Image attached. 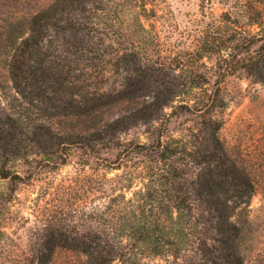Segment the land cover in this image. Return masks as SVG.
<instances>
[{"label":"rangeland","instance_id":"1","mask_svg":"<svg viewBox=\"0 0 264 264\" xmlns=\"http://www.w3.org/2000/svg\"><path fill=\"white\" fill-rule=\"evenodd\" d=\"M49 1L0 0L3 8L0 20L10 18L6 6L11 7V16L16 10L26 18ZM260 2L264 4V0ZM102 3L101 20L107 26L114 24L110 32L112 49H118L120 55L129 50L136 53L138 84L152 88L164 81L163 84L186 87L183 94L174 97L164 108L159 132L165 139H175L174 144L178 143L183 150L176 157L186 163L189 177L197 178L204 171L205 166L199 161L212 158L216 139L226 154L249 173L253 191L245 196L246 201L231 203L232 219L242 229L243 264H264V80H255L240 69L241 63L237 64L236 58L248 57L245 45L236 57L235 39L227 40L234 32V20L238 19L242 0H104ZM237 29L243 33H237L236 38L245 36L243 29L239 26ZM220 40L226 46L211 47ZM113 69L109 68L105 86L114 87L120 81ZM154 94L152 91L150 96ZM148 97L143 95L135 100L143 102ZM136 103L119 101L106 109L113 116L128 111ZM25 107L7 76L6 59L0 57V110L29 114ZM54 121L60 131L67 130L73 122L63 117ZM154 129L134 126L122 134V141H151L158 132ZM0 134L6 136V132ZM48 143L23 141L20 149L15 150L17 155H11L12 147L0 141V172H9L7 178L0 177V264L37 262L46 253L43 245L50 239V227L60 223L80 231L118 229L125 224L115 206V212H110L113 217L106 211L107 205L119 203L112 198L122 188L116 175L121 169L113 167L119 163L116 155L123 145L103 146L99 152H90L85 147L66 148ZM206 147L208 152L204 150ZM209 164L213 167L215 162ZM127 184L121 207L129 204L127 199L142 186V181L134 179ZM93 210L103 212L101 216L108 219L89 217ZM205 217V212L200 216L195 211L191 214L192 222H186L180 263L200 261L204 258L200 247L205 244L211 247L212 232L207 230L206 223H199ZM163 222L167 233V217ZM130 252L131 256L123 263L115 260L114 264H176L174 256H167V246L157 256L139 245ZM49 258L50 264H82L81 255L59 248Z\"/></svg>","mask_w":264,"mask_h":264},{"label":"trees","instance_id":"2","mask_svg":"<svg viewBox=\"0 0 264 264\" xmlns=\"http://www.w3.org/2000/svg\"><path fill=\"white\" fill-rule=\"evenodd\" d=\"M103 1L50 0L26 18L16 10L11 16V7L6 6L10 18L0 20V57L6 59L12 88L30 112L14 114L0 110V131L6 132V136L0 134V141L12 147L11 155H17L15 150L23 141L48 143L50 139L53 145L80 146L90 152H99L103 146L123 145L116 155L119 163L113 167L121 169L116 175L122 188L112 198L119 203L107 205L106 211L109 215L114 213L115 206L125 224L118 229L85 231L69 229L61 223L50 227V239L43 245L45 255L27 264H50L49 257L58 248L81 255L82 264H114L115 260L123 263L138 245L155 256L161 255L167 246V256H174L176 264H185L178 258L187 235L186 222L195 211L200 216L206 213L204 222L200 219L199 223L207 224L213 242L211 247L201 246L204 258L191 264H243L242 229L232 219L231 203L246 201L245 196L253 191L249 173L226 154L216 139L212 158L198 160L206 170L197 178L189 177L186 163L176 157L183 150L178 143L174 144L175 139H165L159 132L164 108L186 87L163 84L164 81L152 88L138 84L135 51L120 55L118 49H112L110 32L114 24L107 26L100 18ZM260 3L242 0L234 32L227 39H235L236 57L245 45L248 57L236 58V62L255 80H264V4ZM2 9L0 5V12ZM238 26L246 32L242 38H236L241 32ZM225 43L220 40L211 47L220 49ZM108 65L119 74L117 86H105L111 71ZM148 91L156 94L151 97ZM143 95L151 99L135 100ZM125 100L136 101L137 105L110 116L106 107ZM60 117L73 120L67 130L56 127L54 119ZM137 125L153 127L158 132L151 141H122V134ZM204 150L209 151L207 147ZM211 161L215 162L213 167ZM8 176L7 170H1L0 177ZM134 179L141 180L142 186L127 199L129 204L121 207L127 183ZM89 214L95 220L107 218L99 211Z\"/></svg>","mask_w":264,"mask_h":264}]
</instances>
